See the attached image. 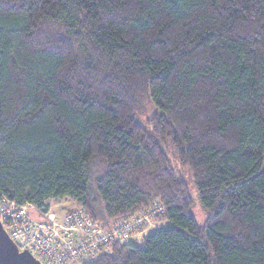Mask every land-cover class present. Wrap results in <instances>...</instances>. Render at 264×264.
Returning a JSON list of instances; mask_svg holds the SVG:
<instances>
[{"label":"trees","instance_id":"1","mask_svg":"<svg viewBox=\"0 0 264 264\" xmlns=\"http://www.w3.org/2000/svg\"><path fill=\"white\" fill-rule=\"evenodd\" d=\"M64 197L166 222L83 264H264V0H0V200Z\"/></svg>","mask_w":264,"mask_h":264},{"label":"built area","instance_id":"2","mask_svg":"<svg viewBox=\"0 0 264 264\" xmlns=\"http://www.w3.org/2000/svg\"><path fill=\"white\" fill-rule=\"evenodd\" d=\"M152 210L132 220L104 225L84 209L70 213L63 221L45 209L33 205H17L0 200V222L4 231L20 252L28 251L42 264H83L109 253L115 242L127 243L161 213ZM141 243V238L134 239Z\"/></svg>","mask_w":264,"mask_h":264},{"label":"rangeland","instance_id":"3","mask_svg":"<svg viewBox=\"0 0 264 264\" xmlns=\"http://www.w3.org/2000/svg\"><path fill=\"white\" fill-rule=\"evenodd\" d=\"M149 114L150 112L148 110L147 111L142 110L140 112V114L138 115V120L140 124L145 123L146 119L149 118ZM173 167L176 170V172H178V175H180V177L188 184L189 189H190V195L194 200L192 213L195 217L196 222L198 224H202L203 218H204V212L203 210H201L198 204V201L196 199V193L192 187V180L189 175V172L185 169H181L177 165V163H174ZM80 209H82V207H80L79 204L75 200L68 198V197H64L61 200H52L51 202L48 203V207H47V210H50L55 215L58 221H63L70 213L78 212ZM155 220H158V218H156ZM158 223L160 224L161 222L159 221ZM149 226L151 228L152 226L151 221H150ZM151 231H152L151 229H148L146 230V232H144L143 235L146 236V234L150 233Z\"/></svg>","mask_w":264,"mask_h":264},{"label":"water","instance_id":"4","mask_svg":"<svg viewBox=\"0 0 264 264\" xmlns=\"http://www.w3.org/2000/svg\"><path fill=\"white\" fill-rule=\"evenodd\" d=\"M0 264H42L28 251L20 252L0 222Z\"/></svg>","mask_w":264,"mask_h":264},{"label":"crops","instance_id":"5","mask_svg":"<svg viewBox=\"0 0 264 264\" xmlns=\"http://www.w3.org/2000/svg\"><path fill=\"white\" fill-rule=\"evenodd\" d=\"M62 199V198H61ZM61 199H56V200H61ZM53 199H50V200H48L47 202H46V207H48V203L49 202H51ZM80 206V205H79ZM83 209V208H82ZM161 222L160 224L158 223V222ZM165 220H162V219H158V220H155V221H152V226H151V228H150V226H149V224H147L144 228H142V230L140 231V232H137L136 233V235H135V237L136 238H141L142 240L145 238V236L143 235L144 234V232H146V230H148V229H151L152 231L153 230H155V229H157V228H160V227H163V226H165ZM151 231V232H152ZM149 234V233H148ZM147 235V234H146ZM133 238V239H131V240H129L128 242L129 243H134V244H137V245H141L140 243H137V242H134V239H136V238Z\"/></svg>","mask_w":264,"mask_h":264}]
</instances>
